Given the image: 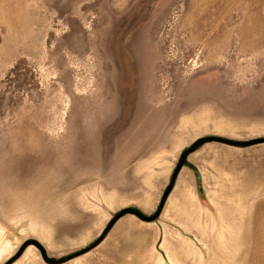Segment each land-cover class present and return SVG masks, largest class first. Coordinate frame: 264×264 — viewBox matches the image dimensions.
Here are the masks:
<instances>
[{"label": "rangeland", "instance_id": "obj_1", "mask_svg": "<svg viewBox=\"0 0 264 264\" xmlns=\"http://www.w3.org/2000/svg\"><path fill=\"white\" fill-rule=\"evenodd\" d=\"M207 136L264 139V0H0V264L154 215ZM186 162L65 264H264V144Z\"/></svg>", "mask_w": 264, "mask_h": 264}, {"label": "water", "instance_id": "obj_2", "mask_svg": "<svg viewBox=\"0 0 264 264\" xmlns=\"http://www.w3.org/2000/svg\"><path fill=\"white\" fill-rule=\"evenodd\" d=\"M210 143H218V144H222V145L234 147V148H247V147H252L255 145L264 144V139H259V140H255V141H235V140H230L227 138L217 137V136H207V137H201V138L197 139L196 141L193 142V144L189 148L185 149L182 152V154L179 158L178 164H177V166L173 172V175L171 177L170 184H169L167 190L165 191V193L163 195V198H162V201L160 203L158 210L154 213V215L148 216V215L142 213L141 211H139L138 209L125 208V209L121 210L120 212H118L111 219V221L108 223V225L106 226V228L102 232L101 236L97 239V241H95V243H93L92 245H90L86 249L79 251L77 253H74L68 257H65V258L60 259V260L53 259L48 255V253L46 252V250L42 246L37 245L38 249L41 252V256H42L43 261L46 264H65V263H67L73 259H76L78 257H81V256L89 253L90 251H92L93 249L98 247L105 240V238L110 233V231L113 229V227L117 224V222L127 215L135 216L139 220H141L142 222H145V223H153V222L157 221L158 218L160 217L163 209H164V205H165L170 193L172 192V190L174 188V185L176 183V180H177L181 170L184 168V165H185L188 157L191 154H193L194 152H196L202 146H204L206 144H210ZM27 246L28 245H24L20 249V251L17 253V255L15 257H13L12 259H10L6 264H13L15 261H17L22 256V254L26 250Z\"/></svg>", "mask_w": 264, "mask_h": 264}, {"label": "trees", "instance_id": "obj_3", "mask_svg": "<svg viewBox=\"0 0 264 264\" xmlns=\"http://www.w3.org/2000/svg\"><path fill=\"white\" fill-rule=\"evenodd\" d=\"M184 166H187V167H189L190 169L195 170L194 167H192L191 165L188 164V162H186Z\"/></svg>", "mask_w": 264, "mask_h": 264}]
</instances>
